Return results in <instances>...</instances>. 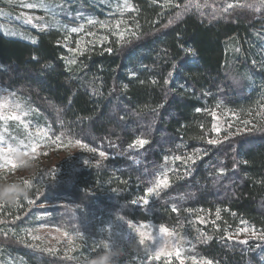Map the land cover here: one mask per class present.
<instances>
[{
  "label": "trees",
  "instance_id": "obj_1",
  "mask_svg": "<svg viewBox=\"0 0 264 264\" xmlns=\"http://www.w3.org/2000/svg\"><path fill=\"white\" fill-rule=\"evenodd\" d=\"M44 1L70 13L61 25L81 11L106 26L88 25L74 52L60 28H21L29 38L0 31V84L48 133L45 149L93 156L58 178L23 180L26 197L0 198V262L87 264L103 242L116 264H168L134 238L152 224L182 237L190 256L264 264V239L228 238L244 223L264 233V8L246 7L259 0H128L135 10L123 15L114 7L124 0ZM214 113L237 128L213 133ZM163 176L168 186L157 187ZM34 225L84 236L80 254L29 244Z\"/></svg>",
  "mask_w": 264,
  "mask_h": 264
},
{
  "label": "rangeland",
  "instance_id": "obj_2",
  "mask_svg": "<svg viewBox=\"0 0 264 264\" xmlns=\"http://www.w3.org/2000/svg\"><path fill=\"white\" fill-rule=\"evenodd\" d=\"M41 2L46 5L45 8L35 7L29 9L24 6L27 3L40 4ZM120 2L124 3V1ZM61 7L58 3H46L44 0H0V31L10 36L29 38L21 28H35L38 30L60 28L63 32L71 35L66 36V38L70 37L72 41L67 40L65 44L70 52H74V49H78L83 45L82 36L91 33V29L88 28L89 24H87L90 17L84 15L81 11H77L74 18L75 22H73L75 23L74 25L72 23L71 25L70 23L69 25H61L60 22L58 23V19L61 17L60 13H65L66 17L70 16L69 12L61 11ZM114 9L117 10V7L115 6ZM28 16L33 18L31 23L26 22V17ZM80 25H84L82 31L78 33L70 32V28L79 27ZM16 103L22 106L23 112L13 107ZM0 105H4L0 107V115L21 116V121L14 119L0 120V135L4 137L3 140H0V150L12 146L17 149L15 153L11 154L17 165H19L21 156H24L32 165L28 169L19 166L13 168L11 165L0 167V188H5L6 185L21 184L23 180L27 181L30 177L34 178L36 183L45 181L46 179L58 178L65 174L74 164L87 161L93 156L92 152L72 145H60L45 149L44 131L40 127L29 123L28 116L30 110L25 101L1 84ZM24 112L27 115H24ZM217 113H214L213 133H220L222 127L226 128V130L237 128V126H233L236 121H230L233 117L230 115H219L220 113L217 115ZM24 124H27L28 127L25 128ZM21 141L29 145V147L24 148L20 146ZM32 145H35L34 151ZM8 155V153L0 151V165H4L5 157ZM161 179H165V177L163 176ZM148 197L149 192L139 197L138 201H145ZM160 229L152 224H143L137 230H133L134 238L142 247L143 255L161 258V260L166 261L168 264H204L205 260L190 256L186 252L188 245L182 237L176 233L175 236H172L170 233L173 232L169 231L161 234ZM142 233H150L156 237V240H147L146 236L142 237ZM228 236L245 241L263 237L264 233L244 223L231 230ZM84 238L82 235L67 233L52 226L34 225L26 229L24 239L29 244L45 250L59 251L67 255H78L81 252L79 249L80 243L83 242ZM142 238L145 240L144 244L140 243ZM146 249H151V251H146ZM157 249H159V256L156 255ZM177 251L180 252L179 257L176 255ZM0 264L13 263L0 262ZM210 264L215 263L210 262Z\"/></svg>",
  "mask_w": 264,
  "mask_h": 264
},
{
  "label": "snow or ice",
  "instance_id": "obj_3",
  "mask_svg": "<svg viewBox=\"0 0 264 264\" xmlns=\"http://www.w3.org/2000/svg\"><path fill=\"white\" fill-rule=\"evenodd\" d=\"M24 6L26 8H29V9H32V8H35V7H41V8H45L46 7V5L43 2H41L40 4L27 3ZM196 7L200 8L202 6L200 4H196ZM231 7H232V5L230 4L223 11H227L228 8H231ZM246 7H248L249 9L255 8V9L259 10L260 8H264V0H259L258 3H256V2L249 3V4L246 5ZM134 10L135 9H134L133 5L128 3V0H124L123 4L117 6V11L120 12L121 15H123V13L125 11H134ZM32 19L33 18L31 16H28V17H26V22L31 23ZM96 23H100L101 27H105L106 26L104 22H98V21H96L94 19H89L87 21V24H89V25H94ZM120 23H122V21H117V28H119ZM171 23H173V21L169 20V24H171ZM137 27H138V25H137ZM83 28H84V25H80L79 27H72V28H70V32L71 33H78L80 31H82ZM13 34H15V33H13ZM131 34L132 35H136L135 32H132ZM89 35H91V33H89ZM120 38L123 40L124 37H123L122 34H121ZM33 42L35 43L36 41H33ZM89 43H91V41ZM77 51H82V49L78 48ZM108 51H111V49H108ZM185 51L191 52L192 50L191 49H186ZM33 59L38 60L39 58L38 57H33ZM69 62L70 63H75L76 61L75 60H71ZM168 75H169V77H171L173 75V73L169 72ZM165 82L167 83L168 81H165ZM152 83H156V81H152ZM125 87H127V86H125ZM3 106L4 105H0V107H3ZM13 107L16 108L17 110H20V111L23 112V108H22V106L19 103L14 104ZM197 111H200V109H197ZM23 114L27 115L26 112H24ZM7 119H14L16 121H21V116H19V115H15V116H3V115H0V120H7ZM245 123H247V122H245ZM24 127L27 128L28 125L24 124ZM47 135H48L47 132H43V136L47 137ZM3 139H4V137L2 135H0V140H3ZM145 143H147L146 140L138 139L135 142V146L140 147V146H143V144H145ZM209 143H219V141H209ZM20 146H22L24 148H28L29 147V145L24 144L23 141L20 142ZM133 146L134 145H129V147H133ZM32 149H33V151L35 150V145H32ZM0 151L6 152V153L9 154L8 156L5 157L4 165H0V167L11 165L13 168H16V167L19 166V165H17L15 163L14 159L11 156V154H13V153H15L17 151L16 148H13L12 146H9L7 149H3V150H0ZM101 155H104V154L101 153ZM175 159H181V157L177 156V157H175ZM187 159L188 160H193V157L189 156ZM219 171L221 173H223L224 169H220ZM164 175L166 176L167 174L165 173ZM161 185L164 186V187H167L168 186L167 180L166 179L158 180L157 187H160ZM15 187H16L15 185L10 186L8 188V191H13L15 189ZM154 190L155 189L152 188V187L148 188V192L149 193H153ZM144 202L147 203V200H145ZM133 203H136V201H133ZM217 216H219V209H217ZM241 231H243V229H241ZM160 232H161V234H164V233L167 232V229L164 228V227H161ZM141 235H142V237L146 236L147 240H151V241H155L156 240V237L154 235L150 234V233H142ZM170 235L175 236V233H170ZM228 238L230 239L231 237H228ZM261 238L264 239V237H261ZM210 239H211V237H206V240H210ZM140 243L144 244L145 240L142 238L140 240ZM240 243H247V241H240ZM110 250H115V246L114 245L105 244V243L101 242L99 244H95L92 248L89 249V255L91 257H95V256H99L100 254L104 253L105 251H110ZM146 251H151V249H146ZM156 255L159 256V249L156 250ZM176 255H177V257H179L180 252L177 251ZM204 264H210V262L205 260Z\"/></svg>",
  "mask_w": 264,
  "mask_h": 264
},
{
  "label": "clouds",
  "instance_id": "obj_4",
  "mask_svg": "<svg viewBox=\"0 0 264 264\" xmlns=\"http://www.w3.org/2000/svg\"><path fill=\"white\" fill-rule=\"evenodd\" d=\"M32 165L31 163L24 157L21 156L19 159V167L28 169ZM15 189L13 191H8V188H0V198L11 200L15 197H26L27 192L24 187H21L19 184L15 185ZM114 250L105 251L104 253L100 254L99 256L90 257L87 261V264H116Z\"/></svg>",
  "mask_w": 264,
  "mask_h": 264
}]
</instances>
